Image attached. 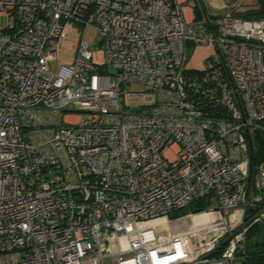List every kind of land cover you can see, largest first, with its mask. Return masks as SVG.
Wrapping results in <instances>:
<instances>
[{
    "label": "built area",
    "instance_id": "2783aa9c",
    "mask_svg": "<svg viewBox=\"0 0 264 264\" xmlns=\"http://www.w3.org/2000/svg\"><path fill=\"white\" fill-rule=\"evenodd\" d=\"M243 9L188 21L180 0H0V264L235 260L247 209L264 221V163L247 188L264 17ZM69 22L75 55L54 70ZM189 45L210 48L206 65Z\"/></svg>",
    "mask_w": 264,
    "mask_h": 264
},
{
    "label": "trees",
    "instance_id": "16d2710c",
    "mask_svg": "<svg viewBox=\"0 0 264 264\" xmlns=\"http://www.w3.org/2000/svg\"><path fill=\"white\" fill-rule=\"evenodd\" d=\"M195 19H201L207 16V11L202 0H194ZM236 15L246 19H256L264 17V2L256 0L253 7H244ZM191 46V45H190ZM249 151V176L247 180V188L249 195L255 194L254 181L257 167L264 163V131L257 130L248 136ZM208 197L197 199L189 204L186 209L201 210L209 205ZM254 209H247L244 222L249 225L245 234L244 242L238 247L235 256L240 258L242 264H264V221L250 224L248 222ZM185 211L180 210L178 213ZM227 242L222 241L220 245L211 252L208 257L220 256L225 249ZM205 264V263H197Z\"/></svg>",
    "mask_w": 264,
    "mask_h": 264
},
{
    "label": "rangeland",
    "instance_id": "374dc122",
    "mask_svg": "<svg viewBox=\"0 0 264 264\" xmlns=\"http://www.w3.org/2000/svg\"><path fill=\"white\" fill-rule=\"evenodd\" d=\"M217 1L219 3L223 2L224 4H226V6H228V5H232L233 3H235L236 1H239V0H217ZM240 1H241V4L243 7H248L252 3H256V0H240ZM211 10L213 13H220L221 12V11L217 12V10L214 11L213 9H211ZM0 24L1 25L6 24V18L5 17H1ZM77 28L78 27L75 24H72L70 22L65 25V30L67 32V36L65 38L64 44L62 45V47L57 52V56H56L55 60L50 62V67L52 69L55 70L60 64H69L71 62V60L73 59V57L75 55V46L77 43V39H76V35H75V31ZM84 40L93 50V61L96 62L97 64H102L103 63V51L101 50V48L96 46V30L94 27L88 26L85 28ZM192 52H193V48H191V46L189 45L187 47L188 57L192 56ZM192 60L193 59L191 58V60L189 61L190 66L201 67L200 62H197V61L193 62ZM207 62L208 61L205 60L203 62V64L206 65ZM131 88L132 89H134V88L140 89L141 87L136 83H132ZM135 103L140 104L141 101L136 100ZM100 264H116V263L111 259V257L107 256V257L102 259ZM231 264H242V261L240 258L236 257L235 260Z\"/></svg>",
    "mask_w": 264,
    "mask_h": 264
},
{
    "label": "crops",
    "instance_id": "0c3cea01",
    "mask_svg": "<svg viewBox=\"0 0 264 264\" xmlns=\"http://www.w3.org/2000/svg\"><path fill=\"white\" fill-rule=\"evenodd\" d=\"M184 5V14L188 21L197 20L195 19V11H194V0H180ZM202 3L206 9V11H211L213 9L214 11L217 10V12H220L223 10V8L226 6L223 2L219 3L217 0H202ZM255 3H252L249 7H253ZM204 18V17H203ZM191 48H193L192 56L189 57L188 62L193 59L192 61L200 62L201 65L205 61L206 57L210 53V48L207 46H194L191 45ZM197 66V65H196ZM193 67V66H192ZM199 68V67H194Z\"/></svg>",
    "mask_w": 264,
    "mask_h": 264
}]
</instances>
